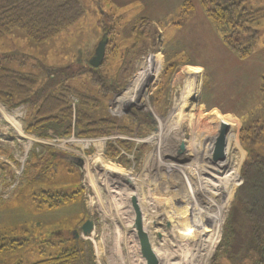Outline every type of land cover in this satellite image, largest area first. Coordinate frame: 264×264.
I'll return each mask as SVG.
<instances>
[{
	"label": "rangeland",
	"instance_id": "1",
	"mask_svg": "<svg viewBox=\"0 0 264 264\" xmlns=\"http://www.w3.org/2000/svg\"><path fill=\"white\" fill-rule=\"evenodd\" d=\"M79 1L83 15L42 43L18 29L0 37V61L35 78L18 97L26 100L0 101V264L145 263L130 230L132 197L159 264H253L245 204L235 193L245 160L264 161V15L252 39H241L249 46L241 58L223 41L229 27L212 21L200 0ZM243 5L264 8V0ZM103 35L105 58L94 75L90 59ZM61 81L90 97L81 109L91 118L114 126L81 136L72 115L68 135L38 125L27 131ZM133 81L138 92L129 91ZM69 99L74 114L78 101ZM222 122L232 132L225 158L209 163V196H201L202 158L191 153L214 156L213 145L209 153L197 145L213 144ZM69 156L82 158V169ZM229 217L240 226L228 236ZM86 220L92 228L83 234Z\"/></svg>",
	"mask_w": 264,
	"mask_h": 264
},
{
	"label": "trees",
	"instance_id": "2",
	"mask_svg": "<svg viewBox=\"0 0 264 264\" xmlns=\"http://www.w3.org/2000/svg\"><path fill=\"white\" fill-rule=\"evenodd\" d=\"M200 2L205 14L212 21L225 23L229 27V34L223 35L226 46L241 58L245 57L249 53V46L242 45L241 39H252V24L264 15V8L246 9L243 5L245 0ZM83 13L79 0H0V37L11 29H18L32 42L42 43L76 22ZM240 35L243 37L239 38ZM98 68L89 66V71L94 73ZM63 82H60L55 93L48 94L39 102L32 121L26 127L27 131H35L34 129L40 126L39 128L44 129L52 128L57 135H68L71 133L72 115L75 116L74 124L80 128L78 134L81 136L106 132L109 126H114L106 119L91 118L87 111L81 109L83 105H90V97ZM34 83L35 78L30 74L11 69L0 61V101L14 106L26 100L18 97L27 96ZM260 91L264 99V77ZM71 96L76 97L78 101L74 114L69 99ZM81 117L86 120L84 124H81ZM97 122L103 125L102 130L96 126ZM33 126L35 128H32ZM263 128L264 120L259 125L258 132ZM108 150L111 149L108 147ZM249 158L242 165L243 181L237 188L235 197L243 202L246 208L247 216L242 221L246 229L249 227L246 236L249 243L247 246L243 244L248 252L256 256L253 264H264V161L257 157ZM238 221L239 218L230 219V223L226 224L228 236L234 229L239 228ZM226 244L229 246V242Z\"/></svg>",
	"mask_w": 264,
	"mask_h": 264
},
{
	"label": "water",
	"instance_id": "3",
	"mask_svg": "<svg viewBox=\"0 0 264 264\" xmlns=\"http://www.w3.org/2000/svg\"><path fill=\"white\" fill-rule=\"evenodd\" d=\"M107 37L106 35H103V38L98 42L96 45L93 55L90 59V65L92 67H99L103 64L104 58H105V49L107 44ZM230 126L226 122H222L220 124V131L216 138L215 142V149H214V159L215 160H223L225 158V146H226V136L229 132ZM180 149H184V145H180ZM69 161L74 164L78 169H82L83 166V159L77 156H69ZM131 203L134 211V223L133 228L136 231V238L137 242L139 244L140 248V255L144 259L145 264H159L158 257L156 253L154 252V249L152 247L149 235L147 231L144 229L143 224V217H142V211L140 209V206L138 205L136 197L131 198ZM92 228V222L90 220H86L81 226L80 231L83 234H87L90 232ZM76 232V231H75ZM77 236V233H75Z\"/></svg>",
	"mask_w": 264,
	"mask_h": 264
},
{
	"label": "bare ground",
	"instance_id": "4",
	"mask_svg": "<svg viewBox=\"0 0 264 264\" xmlns=\"http://www.w3.org/2000/svg\"><path fill=\"white\" fill-rule=\"evenodd\" d=\"M151 68V62L149 61L148 62V66L146 67V68H144V70H143V72H142V76H143V79H146L147 77H148V75H149V69ZM189 81V80H188ZM188 85H189V83L187 84V90H185L186 92H187V94H185V95H183L182 96V98H181V100H182V102H184V101H186L187 100V98H188V94H189V88H188ZM129 91L130 92H138L139 91V85H138V83L137 82H132L131 83V85H130V87H129ZM183 104V103H182ZM176 109V108H175ZM173 118V117H172ZM170 124H173V123H171L170 122ZM177 124H178V122H177ZM229 133H232V132H230V130H229ZM234 136H235V133H234ZM236 137V136H235ZM211 143H213V144H206V142L204 143V145L203 146H200V145H197L198 147V150H201V151H204V152H210L211 150H212V148H213V146L215 147V142H216V140H213V141H210ZM213 145V146H212ZM195 147V146H194ZM213 151V150H212ZM192 152L193 153H191V154H193V156H195L196 157V154L195 153H199V154H201V158H202V160L200 159V158H198V157H196V159H198V163H203V165H202V168H203V170H198L197 172H198V174H199V176H197V183H195V187H197L196 189H195V192H198V193H200L201 194V196L202 195H204V193H207L206 194V196H209V192L206 190V188H205V184L209 181V180H211V178H209V174H210V166H209V163L210 162H213V163H215L216 165L217 164H219L218 162H216L217 160H215L214 159V156H204V153H201V152H199V151H196V150H192ZM189 155H190V153H189ZM184 156V155H183ZM198 156V155H197ZM197 166V165H196ZM196 166H195V168H196ZM124 175V174H123ZM129 181V183L128 184H130L131 186H132V184H134V182H132V179H129L128 180ZM126 182V181H125ZM121 184V183H120ZM123 184V183H122ZM210 186V185H209ZM208 186V187H209ZM189 191V190H188ZM129 194V193H128ZM211 198H212V196H211ZM221 212H222V209L220 210V211H218V215L219 214H221ZM133 217H134V215H132ZM132 216H130V222L133 224V220H134V218H132ZM142 217H143V215H142ZM144 229L147 231V229H146V225H145V223H144ZM218 229V228H217ZM130 230H131V235H132V237H133V239H134V241L138 244V242H137V238H136V231H135V229L133 228V227H131L130 228ZM215 232H216V229H215ZM214 238V237H213ZM137 247V246H136ZM160 260V259H159ZM143 264H145L144 262H143Z\"/></svg>",
	"mask_w": 264,
	"mask_h": 264
}]
</instances>
